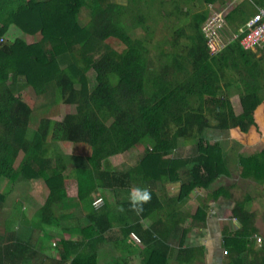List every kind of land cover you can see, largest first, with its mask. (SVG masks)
Returning a JSON list of instances; mask_svg holds the SVG:
<instances>
[{
	"label": "trees",
	"instance_id": "1",
	"mask_svg": "<svg viewBox=\"0 0 264 264\" xmlns=\"http://www.w3.org/2000/svg\"><path fill=\"white\" fill-rule=\"evenodd\" d=\"M183 1L0 0V264H99L105 245L122 251L110 264H127L142 244L140 264H166L172 250L168 237L178 232L165 221L176 212L177 202L196 187L211 188L218 177L230 174L224 143L212 141L208 131L212 127L217 129L215 135L233 127L248 131L258 121L264 103V64L237 38L217 52L207 44L202 25L209 6L227 0H200L196 10H184ZM252 2L259 8L251 15L241 4L226 10L233 30L234 22L242 24L264 9V0ZM150 8L158 14L165 8L167 14H183L173 39L180 45L185 37L189 52L177 53L170 61L152 59L149 41L135 35ZM85 11L90 20L83 23ZM14 26L39 37L29 42L17 35L2 41ZM226 32L229 38L231 33ZM116 40L123 46L113 47ZM169 71L183 79L173 83L166 75ZM234 78L246 83L239 113L226 91ZM197 94L204 96L200 108L191 99ZM35 97H46L40 106L75 105L60 123L69 126L70 140L90 144L91 154L52 148L48 136L53 120L44 117L37 127L31 125ZM205 105L214 118L206 117ZM181 139L193 141L189 154H184ZM139 146L144 149L134 166L117 170L107 165L110 155ZM236 164L264 179V148L258 155L241 156ZM179 168L184 170L180 174ZM67 177L78 182L76 205L71 204ZM6 179L12 184L40 179L46 198L41 203L37 193H22L6 209L8 195L1 189ZM175 181L180 184L178 194L164 201L160 194L164 182ZM133 185L151 193L142 211L132 208ZM106 191L117 197L119 208ZM94 192L103 196L102 203H95ZM214 194L233 196L226 187ZM236 202L242 206L237 215L246 227L254 214L244 207L246 199ZM27 204L36 207L30 212ZM163 206L165 217L159 215L145 227L141 219ZM207 207L199 205L193 216L206 223ZM180 218L178 214L170 220L177 225ZM53 228L58 235L51 232ZM133 234L139 238L135 247Z\"/></svg>",
	"mask_w": 264,
	"mask_h": 264
},
{
	"label": "rangeland",
	"instance_id": "2",
	"mask_svg": "<svg viewBox=\"0 0 264 264\" xmlns=\"http://www.w3.org/2000/svg\"><path fill=\"white\" fill-rule=\"evenodd\" d=\"M119 2L125 3L127 0H117ZM183 1V4L185 5L186 10L188 7L191 8V10H196V8H199L201 6L200 0H191L190 2H185ZM242 5V8L245 9L247 15H251L254 11H256L259 6L254 4L252 0H227L226 2H222L219 4H216L217 8H225L226 10L232 9L233 6L235 5ZM172 4H169V9L172 8ZM187 6V7H186ZM212 7V6H209ZM167 8L161 9V13L158 14L156 13V8L154 9H149L148 17L146 20L140 25L138 24V27L136 28V34L137 36H143L145 40L149 41V48H150V56L152 57L153 60L155 61H165L166 59L173 60V58L177 57V53H181L182 56L184 55V52H189V47L185 45L187 44L186 38L183 37L181 38L180 45L179 42L174 41V30L183 23V20L185 17H182L183 14H177V13H169L167 14ZM210 8V12H211ZM85 21L87 19H84ZM122 27V26H121ZM122 29L125 31L126 29L122 27ZM230 27L227 30L230 32ZM26 33L20 32L16 27H10L8 32L3 36L2 41H6L8 39L14 38L17 35H23L25 36L26 40L31 42L36 39L37 36H32V35H25ZM117 41V42H116ZM114 43L111 45L115 48L122 47L123 43L120 42L119 40H116ZM120 44V46H118ZM110 45V46H111ZM191 45V44H189ZM111 46V47H112ZM106 48V46H105ZM253 51L256 52L257 57L259 59H262L260 61L262 64H264V44L258 45ZM185 60H192L189 56L185 57ZM256 60H254V63ZM171 64V63H170ZM166 68V67H165ZM233 76H239L236 71L231 70L230 68L228 69ZM172 71H169L166 75L168 77H172L171 81L173 83H176V81L182 80L183 77H178V75L172 74ZM246 86V83L243 79H233L231 85L226 88L227 94L230 97L231 102L234 105V108L236 111L239 113L242 110V104L240 101V94L243 93L244 87ZM24 91H19L17 92L18 95L21 93H24ZM35 96V95H33ZM36 101L33 102L34 111L32 112L31 116V125L33 126H38L39 122L41 121L42 118L48 117L53 120V124L50 127V132L48 136V140L52 143V148L59 149L60 151H64L68 154L75 153V154H84V155H89L92 152V146L86 142H77L70 140L68 137L69 133V126H63L61 125V121L64 118L65 114L69 111H75V105H67L63 102H55V103H47L46 106H40L39 103L43 102L46 97H42L38 99V97H35ZM193 100V103L197 107L203 106L204 101V96L202 94H197L193 95L191 97ZM206 109L207 106L205 105ZM264 109V103L261 105L260 113L256 115V118L258 121H254L248 131H244L240 129L239 127H233L229 130H227L225 133L223 132V137H218L221 136L222 134H216V128L212 127L208 131V136L209 138L214 141V140H219L221 144L224 143L223 146H225V151L228 155V158L230 159L231 165L228 166L230 170H232L231 175L225 176V174L221 175L224 177V181L222 183L227 185H230L231 182L233 183V191L235 198L237 199L238 197H243L245 195L244 192V187L254 189L255 191L258 192V190H261L264 192V179H260L259 183H257L255 180L256 176L253 174L252 169L250 170L249 168H245L242 166L237 165L236 163L239 162V158L242 157H248L250 155L258 153L264 148V119H263V112ZM208 110V109H207ZM212 113L208 112L206 113V117L209 116L211 118H214ZM180 144L182 146V150L184 154H189L191 146L193 144V141L190 139H181ZM144 149L143 146L135 147L134 149H131L129 152H117L112 155H110L108 158L107 165H109L112 168H116L117 170H127L130 166H134L137 162L138 159V153L141 152ZM172 154H167L165 157H171ZM185 156V155H184ZM236 158V159H235ZM183 168H179L178 172L179 174L182 171ZM236 172V173H235ZM255 177V178H253ZM140 179V178H139ZM141 180V179H140ZM11 180H5L3 183L4 185L1 187L2 191L7 193L8 195V200L5 204L6 209H11L14 203V198H16L19 194L21 195L22 193H37L39 197L40 202L42 203L44 199L46 198L47 195V189L44 184L40 179L36 181L32 180H18L14 184L10 182ZM66 185H67V191L70 197H72L71 204L75 203V205L78 203V185H77V179L75 177H67L66 178ZM140 182V181H139ZM215 183V182H214ZM217 184L214 185V189L216 188ZM180 188V184L178 181L175 182H164V185L161 190V198L165 201V199H169L175 194H178ZM135 189H138L136 186H132V190L134 191ZM107 192V191H106ZM215 192V191H214ZM112 201L116 208H119L121 206V203L116 202L117 197H113L111 192L106 193ZM95 197V200L97 201L98 199L103 200V196L97 192L93 193ZM214 197V194L209 193V194H204L203 192H195L194 190L191 191L187 197H184L183 200H181L179 203L177 202V208L176 212L172 215H170L169 218L166 219L165 222L171 223V226L173 227V224L175 222L173 220H170V218L176 217L185 213H189L194 210L198 205L203 204L207 200H212ZM32 198V197H31ZM31 198L25 200L29 201ZM113 198V199H112ZM165 198V199H164ZM210 198V199H209ZM186 201V204H184ZM114 200V201H113ZM262 202H264V197L261 199ZM251 204H254L253 202ZM166 205V204H164ZM26 209H28L30 212L31 210L36 207L35 205H30L27 204ZM17 209L14 207L13 210ZM165 207H159L151 213L150 216L144 217L141 219V222L145 227L149 226L153 221L161 215L162 217H165ZM5 212V210H4ZM16 212V211H15ZM14 212V213H15ZM0 216H3V210H0ZM182 216V215H181ZM170 220V222H169ZM66 223V222H65ZM70 223H68L69 225ZM66 225V224H64ZM52 233H55L58 235V230H55L54 228L51 231ZM62 235V234H61ZM70 236V233H66V237ZM134 238V239H133ZM133 238L131 237V243L132 246H134V242H137L139 238L135 234H133ZM129 240V241H130ZM259 240V237H258ZM176 243V242H175ZM53 244L55 242L53 241ZM137 246V245H136ZM145 249V246L142 244L141 246H138V249L134 250L136 251L132 255H130L131 261H129L127 264H139L142 260L141 257V251ZM122 251L121 249H115L112 246L105 245L100 249V261L99 264H110L115 256L121 254ZM231 264H239V259H235Z\"/></svg>",
	"mask_w": 264,
	"mask_h": 264
},
{
	"label": "crops",
	"instance_id": "3",
	"mask_svg": "<svg viewBox=\"0 0 264 264\" xmlns=\"http://www.w3.org/2000/svg\"><path fill=\"white\" fill-rule=\"evenodd\" d=\"M89 18L90 15L85 11L80 19L86 23ZM244 18L242 16V22ZM245 22L242 24L234 22L232 25L237 26L238 29ZM229 25L232 28L231 23ZM231 172L232 170L225 176L231 175ZM255 180L257 183L260 181L257 178ZM223 181L224 177L220 176L211 188L194 189L195 192L209 194L212 191L214 194L216 189L226 187L233 192V196L214 194L212 200L204 202L208 204L206 223L202 218L193 216L199 205L190 214L181 213L177 225L173 224L172 228L178 233L168 237L172 250L166 264H231L235 259H239V264H264V202L261 200L264 192L244 187L245 195L238 197V199H246V204L243 203L244 207L254 214L244 227L241 217L237 215V207L242 206L236 204L233 183L227 185L224 184L225 182L222 183ZM184 202L186 204L188 201L185 199ZM252 202L254 204H251ZM258 237L261 240H258ZM225 249L228 250L227 253Z\"/></svg>",
	"mask_w": 264,
	"mask_h": 264
},
{
	"label": "built area",
	"instance_id": "4",
	"mask_svg": "<svg viewBox=\"0 0 264 264\" xmlns=\"http://www.w3.org/2000/svg\"><path fill=\"white\" fill-rule=\"evenodd\" d=\"M228 20L226 18V9L212 6V10L202 25V30L206 34L207 44L212 51H220L229 43L231 39L237 38L245 48H253L257 43L264 42V9L261 8L254 13L245 23L244 27L235 30L230 37L226 36ZM98 199L96 204L102 203ZM261 240V238H259ZM225 253L228 250H224Z\"/></svg>",
	"mask_w": 264,
	"mask_h": 264
},
{
	"label": "clouds",
	"instance_id": "5",
	"mask_svg": "<svg viewBox=\"0 0 264 264\" xmlns=\"http://www.w3.org/2000/svg\"><path fill=\"white\" fill-rule=\"evenodd\" d=\"M250 18V17H249ZM248 18V19H249ZM247 19V20H248ZM246 20V21H247ZM246 23V22H245ZM245 25V24H244ZM244 25H242V26H240L238 29L236 28L235 30H239L241 27H244ZM229 27H230V25H229V22H228V27L226 28L227 30L229 29ZM231 28V27H230ZM235 30H233L232 28L230 29V33H232L233 31H235ZM261 44H263V42H261V43H257L256 45H255V47H253V48H246V49H248V50H254L258 45H261ZM244 47V46H243ZM245 48V47H244ZM150 199H151V193H150V191L148 190V189H135L134 191H133V195H132V197H131V202H132V208H133V210H138V211H142V207H143V204L144 203H147V202H149L150 201ZM95 203H96V200H95Z\"/></svg>",
	"mask_w": 264,
	"mask_h": 264
}]
</instances>
